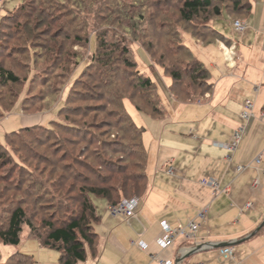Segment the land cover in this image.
I'll return each mask as SVG.
<instances>
[{
	"label": "rangeland",
	"instance_id": "rangeland-1",
	"mask_svg": "<svg viewBox=\"0 0 264 264\" xmlns=\"http://www.w3.org/2000/svg\"><path fill=\"white\" fill-rule=\"evenodd\" d=\"M159 1L163 3L159 9L164 11V15L151 20V17L156 14L158 9L154 7L155 3ZM165 1L63 0V14L65 17L57 21L54 26L44 25L36 30V27L34 28L36 22L42 19H38L36 11L32 12L29 8V6L33 5L34 0H20L26 6V13L35 15L25 19L22 14L17 25L9 21L5 22L3 34L0 36V63L6 69L12 70L20 78L25 79L26 83L19 87L9 86L7 90L0 91V100L3 102L9 100L7 91L11 90L13 93H10L14 95L18 93L17 103L13 110L0 120V142L4 140L5 133L17 131L25 126L40 125L53 128V130H50V133L43 131L39 133L36 131L39 134L43 133L42 136L37 137V141L42 145H30L26 151L25 148L20 146L13 150L7 146L9 154L15 162L13 168L12 166L9 167V170L12 168L11 171H14L13 178L17 174H22L23 178L27 180L35 178L43 187L46 186L51 195L55 196L56 201L61 200V202L68 203L71 206L73 201L67 200L68 198H75L77 195L76 190L79 186L75 185L73 180L70 179L64 183V189L68 192L66 195L60 194L59 196L54 193L56 191L53 186L58 184V177L61 175L62 170L65 177L75 170L91 181L95 180L96 175L104 177L117 175L106 171L104 165L108 164L102 166L98 163V159L103 153L105 158L118 164L116 163L118 155H108L104 149L107 144L120 142L122 135L120 130L118 131L115 127L127 124L128 121L126 120H124V123L123 121L119 122L124 114V109L133 122L142 129L144 141H147L149 145L148 155L152 157H155L158 152L163 155L164 151L172 152L180 146L184 147L185 144H188L187 139H193L189 136V129L192 126L188 124L182 125L176 121L178 120L176 118L179 112L174 111V106L178 101L171 97L169 93L170 79L165 74L161 64L171 66L174 59L179 58L185 68L190 65V63H187L189 59L184 58V56L179 55L174 58L168 56V48H173L174 52L177 53L175 48L178 42H184L193 55L205 64L206 68L211 72L212 82L218 79L216 76L217 72L219 75L223 72L224 62H221L222 56L212 47L219 40H213L208 36L207 32H205L204 38L192 37L194 33L202 32L200 29L201 21L193 23L195 25L194 31L188 29L189 25L177 22L178 18L173 8V5H176L174 2L177 0H170L168 5ZM250 2L252 8L250 15L247 17L230 16L225 10L222 17L219 19L211 17L208 22L231 39L233 44L239 43L238 51L244 50L247 59L251 58V50L248 49L250 47L243 44L244 41L241 39L242 36L240 34L236 35L233 33L231 22L233 20H244L243 23L250 29H254V31L261 29L264 31L262 7L257 8L254 0H250ZM17 4L18 2H13L8 10L16 7ZM57 9H59L57 12L59 14L61 10L60 8ZM130 11L143 12L145 15L144 20H139L138 22L139 28H137L135 36L131 34V31L125 30L128 22L123 18ZM61 24L69 25L66 29V32L69 31L68 33L70 34L68 39L59 38V35H56L55 31ZM254 26H256V29L253 28ZM44 30L48 33H45ZM102 33H105V35H101ZM96 34L102 36L109 43L116 44L119 42V45L122 43L123 46L129 48V59H134L139 71L153 82L151 95H157V98L161 95L159 97L165 108V117L163 119L153 121V119L136 112L131 103H137L143 107V99L139 96V90L130 89L128 82L132 81V76L121 74L123 68H120L115 75L108 73L106 80L99 79L103 77V62L97 61L95 63L92 60L94 39H91L90 46L86 44L87 40L91 37L93 38V35L95 36ZM55 35L56 37L52 39V36ZM116 38L119 39L116 40ZM147 42H150L153 46L151 49L153 56L151 54L147 55L145 49L141 47ZM28 44L31 45L30 50H24ZM210 52L211 56L209 55ZM160 55L165 56L166 60ZM117 56L118 51L114 53V58ZM210 63L216 65V70L210 68ZM88 64L90 67L88 66L85 69ZM113 67L119 68L120 61H115ZM33 69L40 74L34 76L36 73H31ZM81 72L82 74H80ZM131 72H134V69ZM187 85L188 81L186 79L183 80V85L180 89L184 91ZM194 86L187 89L190 95L193 96L194 100L192 101L195 102L197 101L196 99L202 100L205 98L202 93L206 90V87L197 84ZM199 87L201 88L197 89ZM110 95L114 96V98ZM114 100L118 103L122 100V104L125 106L123 107L124 109L112 107ZM173 100L176 103L173 104ZM180 101L187 102L188 100L181 99ZM60 106H65L67 109L61 111ZM74 111L78 115H74ZM115 114H119V116L116 117ZM53 121L77 123L83 130L79 133L84 136V141L81 140V137L68 135L61 128L52 126L54 125V123L51 124ZM152 123H154L153 126ZM131 134L129 133L128 137ZM202 137L207 139L209 135L205 133ZM89 141L92 144L87 143ZM38 156H42V158L48 157L47 160L49 162H43L44 159L39 160L38 158L40 157ZM110 183L116 185L114 181ZM72 185L73 187L75 186V189L72 187L70 189ZM1 187L2 185H0V190ZM103 205V201L95 202L98 212L102 211ZM2 207L3 205L0 203V211ZM24 208L28 216H34V226H38L39 222L37 220L41 216L36 215L37 208L30 206ZM41 233L43 232L41 231ZM26 234H28V230L24 228L21 234V243L17 247L0 244V264L14 250L17 251L15 248H18V251L23 254L30 255L26 252V242L34 244L36 242L28 239ZM47 263L58 264L57 259L54 262L48 261Z\"/></svg>",
	"mask_w": 264,
	"mask_h": 264
},
{
	"label": "crops",
	"instance_id": "crops-1",
	"mask_svg": "<svg viewBox=\"0 0 264 264\" xmlns=\"http://www.w3.org/2000/svg\"><path fill=\"white\" fill-rule=\"evenodd\" d=\"M13 2L19 1L0 0V19L12 10L8 9ZM254 2L264 13V0ZM246 27L240 36L250 47L249 59L244 50L238 51L239 43L233 44L214 28L222 35L212 47L222 56L223 72H217L214 83L207 68L212 88L201 101L173 100L174 111L179 112L176 121L192 126L189 136L193 139H187L184 147L152 157L142 134L147 152L146 188L137 198L136 218L126 221L112 217L104 203L98 212L100 221L94 226L97 254H88L82 264H264V31ZM210 66L217 68L212 63ZM246 101L253 105V117L248 122L241 119ZM240 130L243 133L233 153L216 146L230 144ZM205 133L207 139L202 137ZM238 167L244 169L239 172ZM208 178L216 182L215 190L201 184ZM202 210L206 215L199 220L197 214ZM162 222L172 229H185L167 249L156 242ZM189 222L198 226L194 234L187 230ZM34 241L36 244L26 242V252L37 264L58 262L56 251ZM138 242L145 248L140 249ZM221 246L233 249V259L220 258Z\"/></svg>",
	"mask_w": 264,
	"mask_h": 264
},
{
	"label": "trees",
	"instance_id": "trees-1",
	"mask_svg": "<svg viewBox=\"0 0 264 264\" xmlns=\"http://www.w3.org/2000/svg\"><path fill=\"white\" fill-rule=\"evenodd\" d=\"M18 1L17 6L0 19V36L3 34L5 22L9 21L17 25L19 17L22 14L25 19L35 15L26 13V6H24L20 0ZM165 3L167 5L170 4V0H166ZM174 3L176 5H173V8L176 11L178 23L189 25L190 27H188V29L194 31L195 25L193 23L201 21L200 29L202 32H198V34L194 33L192 35L193 38H204L205 32H207L208 36L213 40H222V35L208 23L209 20H211L209 18L213 17L219 19L223 16L225 10L230 16L247 17L250 15L252 8L250 0H177ZM161 4H163L161 1L155 3L154 7L158 9L156 14L151 17V20L161 16L163 17L164 11L159 9ZM222 6L225 9H222ZM29 8L32 12L36 11V17L38 19H42L36 22V26H34L36 30L44 25L54 26L57 21L65 17L63 14V0H34L33 5L29 6ZM57 8L61 10L59 14H57L59 11ZM129 13H127L129 16L124 15L123 18L128 22L125 30L131 31V34L135 36L136 30L139 28L138 22L139 20H144L145 15L143 12L130 11ZM68 26L63 24L58 26L55 31L56 35H59V38L68 39L70 35L68 33L69 31L66 32ZM45 31L46 30H44V32ZM143 32L142 34H144ZM56 35L52 36V39L56 37ZM101 35L104 36L105 33ZM91 39H94V55L92 56V60L95 61V63L97 61H102V65L104 66V72L102 73L103 77L99 79L106 80L107 75H109L108 73L115 75L120 68H123L121 74L124 76H132V81L128 82L130 89L134 91L139 90V96L143 99V107L139 106L137 103H131L134 109L138 113L151 118H163L165 116V108L160 97L158 96L157 98L156 94V96L151 95V92H153V82L149 77L144 76L139 71L134 59H129V48L123 46L122 43L119 45V42L116 44L109 43L99 34L93 35V38L91 37L87 40L86 44L89 46L91 45ZM117 39L119 38H116V40ZM141 47L145 49L147 55L151 54L153 46L150 42H147L144 46L141 45ZM30 48L31 45L28 44L24 50L29 51ZM168 49L169 51L167 54L169 57L174 58L181 55L189 59L187 63H190V65L185 68L181 59L176 58L171 66L161 64L165 74L170 79L171 84L168 90L171 97L181 103H195L201 101V99H196L197 101L193 102V96L190 95L187 89L195 87V84L202 85L206 87L202 96L208 94L212 88L208 69L204 66L203 62L193 55L184 42H178L176 44L175 50L177 53L174 52L173 48ZM116 51H118V56L114 58V53ZM151 56L153 55L151 54ZM160 57L166 60L165 56L160 55ZM115 61H120L119 68L113 67ZM88 66L89 64L85 69L88 68ZM132 69H134V72H131ZM36 72L37 71L33 69L31 73L33 74ZM82 72L80 74H82ZM39 74L40 73H36L34 76H38ZM41 75L43 74L41 73ZM42 78L44 79L43 76ZM185 79L188 81V85L183 91L180 87H182L183 80ZM24 83H26L25 79L20 78L12 70L6 69L0 63V91L7 90L9 86L19 87ZM200 88L201 87L197 89ZM178 89H180L179 92H177ZM7 92L9 93V100L4 102L0 100V120L10 114L17 103L16 99L18 93L14 95L11 94L13 93L11 90ZM110 96L114 98V96ZM181 99L188 101L182 102L180 101ZM117 103L118 102L114 100L111 106L124 109L123 107L125 106H123L122 100L120 103ZM60 109L63 111L67 108L65 106H60ZM123 113L119 122L123 121L124 123V120H126L128 121L127 124L123 126L117 125V127H115L121 132L122 138L120 142L107 144L104 149L105 153L108 155H118V160L116 162L118 164L105 158V154L103 153L98 159V163L102 166L108 164L104 165L106 171L111 174L116 173L117 175L106 177L96 175L95 180L91 181L75 170L70 174L67 173L68 175L65 177L63 176L62 170L61 175L58 177V184L52 185L55 187L54 189L56 192L54 193L59 196L60 194L66 195L68 193L64 189V183L67 180L71 179L75 185H79L76 190L77 195L75 198H68L67 200L73 201L71 206L68 205V203L61 202V200L56 201L55 196L51 195L46 186L43 187L35 178L27 180L23 178L22 174H17L15 178H13L14 171H11L15 162L11 158L7 146L12 148V150L20 146L21 148H25L26 151L27 147L30 145H42L37 141V137L43 134H39L40 131L50 133V130H53V128L32 125L21 127L17 131L5 133L4 140L0 142V185H2L0 190V203L3 205L0 211V244L9 247L19 246L21 234L23 229L26 228L28 230L27 236L36 240L42 248L58 253V264H82L86 261L88 254H90L91 257L96 256L98 235L94 230V226L100 221V216L95 202L103 201L106 205L116 206L124 199L141 197L146 188L145 167L147 152L142 144L143 131L141 128L137 127L129 114L125 112V109ZM73 114L78 115L75 111ZM115 116L118 117L119 114H115ZM52 123H54L52 126L61 128L68 135L81 137V140L84 141V136L79 133L83 130H81L77 123H66L62 121H53L51 124ZM36 131L39 133H36ZM129 133L132 134L128 137ZM87 143H90V141ZM47 158L46 156L44 158L41 156L38 159H44L43 162H49ZM10 166H12V168L9 170ZM5 168L6 170H4ZM112 181H114L116 185L111 184L110 182ZM71 187L75 189V186H70V189H72ZM26 206L37 208L36 215L41 216L40 219L37 220L39 222L38 226L35 227L33 224L34 216H28L24 208ZM41 231L43 233H41ZM1 264H36V262L32 256L16 251L10 254Z\"/></svg>",
	"mask_w": 264,
	"mask_h": 264
},
{
	"label": "built area",
	"instance_id": "built-area-1",
	"mask_svg": "<svg viewBox=\"0 0 264 264\" xmlns=\"http://www.w3.org/2000/svg\"><path fill=\"white\" fill-rule=\"evenodd\" d=\"M231 27L235 34H243L247 30L246 25L242 21H239V20H233L231 22ZM252 108H253L252 103L249 101H246L244 104V110L241 113V119L244 120L245 122H248L253 117ZM242 133H243L242 130L237 131L234 134L230 144L228 145L216 144V146L226 149L230 153H233L236 149L238 142L240 141ZM256 162L258 163L259 160L257 159ZM242 169L244 168L238 167L237 171L240 172ZM201 184L203 186H207L214 190L216 188V182L211 178L202 180ZM138 206H139V202L137 198L133 197L130 199L122 200L116 206L108 205L107 210L112 217H122L124 220L128 221L132 218H136V212H137ZM246 207H250V205L248 204ZM205 215H206V210H202L197 214V217L199 220H203ZM197 228L198 226L194 222H189L187 225V230L189 231L190 234H194L197 231ZM161 230H162V233L156 240L157 245L161 249L169 248L170 246H172L177 235L185 234V229L183 228L172 229L165 222L161 223ZM138 247L140 249H144L145 245L142 242H138ZM219 256L222 260L228 261V260L233 259L234 251L231 247H223L219 250ZM160 264H172V263L170 261H160Z\"/></svg>",
	"mask_w": 264,
	"mask_h": 264
},
{
	"label": "water",
	"instance_id": "water-1",
	"mask_svg": "<svg viewBox=\"0 0 264 264\" xmlns=\"http://www.w3.org/2000/svg\"><path fill=\"white\" fill-rule=\"evenodd\" d=\"M221 248H223V246H221Z\"/></svg>",
	"mask_w": 264,
	"mask_h": 264
}]
</instances>
